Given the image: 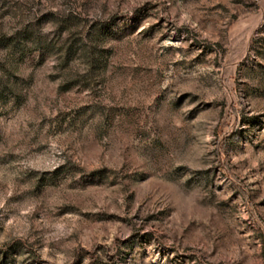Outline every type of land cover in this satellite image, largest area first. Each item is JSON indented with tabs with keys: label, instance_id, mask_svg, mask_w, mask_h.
Returning a JSON list of instances; mask_svg holds the SVG:
<instances>
[{
	"label": "rangeland",
	"instance_id": "374dc122",
	"mask_svg": "<svg viewBox=\"0 0 264 264\" xmlns=\"http://www.w3.org/2000/svg\"><path fill=\"white\" fill-rule=\"evenodd\" d=\"M0 264H264V0H0Z\"/></svg>",
	"mask_w": 264,
	"mask_h": 264
}]
</instances>
